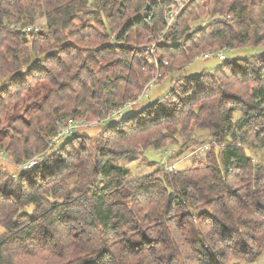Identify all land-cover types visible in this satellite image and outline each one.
Here are the masks:
<instances>
[{
	"label": "trees",
	"instance_id": "trees-1",
	"mask_svg": "<svg viewBox=\"0 0 264 264\" xmlns=\"http://www.w3.org/2000/svg\"><path fill=\"white\" fill-rule=\"evenodd\" d=\"M172 1L0 0V150L15 168L43 155L17 175L0 165V264H228L264 252V165L241 144L244 129L264 143V53L172 80L154 104L107 122L103 148L73 133L46 153L58 121L96 122L142 92L154 71L145 48ZM39 9L46 32H27ZM217 14L233 18L210 22ZM243 48H264V0L192 1L157 47L167 74ZM195 129L218 152L184 171L128 180L110 162Z\"/></svg>",
	"mask_w": 264,
	"mask_h": 264
},
{
	"label": "rangeland",
	"instance_id": "rangeland-1",
	"mask_svg": "<svg viewBox=\"0 0 264 264\" xmlns=\"http://www.w3.org/2000/svg\"><path fill=\"white\" fill-rule=\"evenodd\" d=\"M208 21H198L192 24L194 28L203 27ZM28 27L35 32H46L47 23L46 18L41 9H39L33 19V23ZM28 27L26 31L28 32ZM264 53V48H243L232 52H223L227 60L236 58H245L250 55ZM224 61L220 60L217 56H213L210 59H204L199 57L192 63L185 66L183 69L174 72L173 74H167L165 72V79L150 92L147 99L136 105L132 109H127L122 117L117 118L115 121H119L124 116L134 112L140 111L143 107L154 104L157 100L163 97L169 90L172 80L180 78H195L200 76L205 71H212L213 69L221 66ZM264 107V104H263ZM239 115H236L238 120ZM114 122V121H112ZM110 122V123H112ZM92 122L88 127L77 130L75 133L79 135H89L94 137V142L100 148H103L107 143V140L99 136L100 131L107 123L99 125ZM109 124V123H108ZM246 130L245 138L241 141L242 146L246 149L248 154L253 157L255 162L260 165H264V143L256 139V133ZM177 143H168L161 150L155 148L138 149L132 154L123 156L119 159H113L110 162L118 168L128 171V180L138 179L146 175H157L161 170L169 171H184L188 169L194 161L199 159H205L207 155H212L216 150L213 139L209 132L195 129L193 134L186 140L183 137H178ZM203 149L204 151H201ZM218 152V149L216 150ZM37 154L34 156H40ZM43 158V157H42ZM43 160V159H41ZM40 161V160H39ZM0 165L7 166V170L14 171V174H18L17 167L15 168L13 159L8 155L0 160ZM175 167V168H173ZM173 168V169H172ZM102 181V182H101ZM105 178H100V183H103ZM0 228V232H1ZM228 264H264V252L261 256L253 262L232 259Z\"/></svg>",
	"mask_w": 264,
	"mask_h": 264
},
{
	"label": "built area",
	"instance_id": "built-area-1",
	"mask_svg": "<svg viewBox=\"0 0 264 264\" xmlns=\"http://www.w3.org/2000/svg\"><path fill=\"white\" fill-rule=\"evenodd\" d=\"M192 1H195V0H173L171 4L166 7L165 9L166 27L161 35L160 41L149 44L145 48L147 61L149 65L152 68H154V71L152 72L150 80L145 85L142 92L137 95L134 101L127 103L123 108L110 112L105 118L96 121L95 124L102 125L109 121H115L119 117H122L127 109H132L136 105L141 103L143 100L147 99L150 92L153 91L161 83V81L165 79V72H166L165 69L169 66V63L167 61L162 60L159 57L158 49H157L158 44L164 41V37L168 33V31L176 26V20L179 14ZM201 1L204 3H207L210 0H201ZM232 18H233L232 14H217L210 19V22L212 23L223 22V21L230 20ZM31 30H32L31 28H28V32H30ZM213 56H217L222 61L225 60V55L221 52H218V53L207 52L202 57L204 59H210ZM91 123L92 122L76 121V120L58 121L56 134L51 138L49 147L46 153L51 151L57 144L61 143L67 136L75 133L79 129L88 127ZM201 151H204V150L201 149ZM6 156H7V152L0 150V160L4 159ZM42 157L43 155L36 156L32 160L19 165L17 170L18 171H28L29 169L36 167L39 163V160H41Z\"/></svg>",
	"mask_w": 264,
	"mask_h": 264
}]
</instances>
